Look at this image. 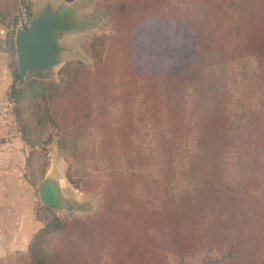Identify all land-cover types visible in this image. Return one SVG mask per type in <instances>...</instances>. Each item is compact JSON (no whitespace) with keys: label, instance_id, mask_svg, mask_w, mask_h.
Instances as JSON below:
<instances>
[{"label":"trees","instance_id":"16d2710c","mask_svg":"<svg viewBox=\"0 0 264 264\" xmlns=\"http://www.w3.org/2000/svg\"><path fill=\"white\" fill-rule=\"evenodd\" d=\"M115 10L113 34L89 45L90 68L65 64L49 82L17 71L7 90L21 139L26 94L36 124L56 130L66 181L99 191L100 209L41 218L49 209L37 204L43 226L0 264H98L101 254L105 264H168L198 249L203 264H264V0H118ZM161 58L162 72L150 63ZM88 149L99 181L79 184L70 166Z\"/></svg>","mask_w":264,"mask_h":264},{"label":"rangeland","instance_id":"374dc122","mask_svg":"<svg viewBox=\"0 0 264 264\" xmlns=\"http://www.w3.org/2000/svg\"><path fill=\"white\" fill-rule=\"evenodd\" d=\"M5 7L7 8L8 20L4 21V28L8 30L9 37L12 43V79L14 78V73L18 71L17 61L15 56L14 47V35L17 29H20L22 25L27 24L30 14H35L39 12L46 4H50L52 9H56L58 5L64 4L68 5L73 3V26L70 31H68L61 44L65 47H69L70 52L64 55L63 64L60 68L51 71L44 72L33 70L22 75L26 77L24 79H36L43 80L44 82L57 81L58 72L65 65L70 63L79 62L86 67L92 66V60L89 55V45L92 40L99 35H112L114 32L113 20L115 16V9L118 0H4ZM6 26V27H5ZM15 59V60H14ZM166 59H152L150 61L156 64L159 71L163 69ZM148 63V62H147ZM235 71V70H234ZM162 72V70H161ZM236 71L234 72L231 84L233 88L234 100L240 101V82L237 80ZM19 114L21 117V123L24 127V135L28 139V145L32 147V158L27 168L26 177L32 179L35 182L34 189L36 195L39 194L38 186L43 180H40V175L42 174L45 165L48 163V154L51 156H59L63 158L59 148L57 147L55 141L57 135H55L56 130L54 126L46 123L43 126L36 124L35 116L32 106L31 99L25 94L22 95L19 100ZM56 109L52 108L50 114L54 116ZM231 123L233 126L238 127L242 124V116L239 111L231 112ZM71 151V150H70ZM88 157L83 158L84 165L75 164L72 162L70 166L71 172L75 174L73 176L74 181H93L95 180V174L90 173L92 169V163L89 159L91 155L90 149H88ZM78 157L81 156V149L76 150ZM65 168H68V163L65 161ZM96 181H99L96 178ZM69 184V192L62 193L65 199V207L62 208H52L48 212L42 211L41 218L52 216L59 217L61 219H73L80 218L85 219L92 216L98 212L100 205L102 203V197L97 190H83L81 188L75 189L74 185ZM44 206V204H41ZM45 207V206H44ZM165 233V232H164ZM152 236L157 239L162 251L167 252L168 248L164 238V234L160 231H153ZM51 237L48 238L47 247L50 248L52 245L50 243ZM52 243H57L56 237H52ZM101 251V250H100ZM100 251H98L100 253ZM12 256V255H10ZM203 252L198 249L195 254L190 255L185 258L183 262H178L173 259L171 255L167 256L168 264H203ZM7 257H9L7 255ZM5 257V258H7ZM103 254L100 255L98 264H105ZM8 264V261L6 262ZM10 264V263H9Z\"/></svg>","mask_w":264,"mask_h":264},{"label":"crops","instance_id":"0c3cea01","mask_svg":"<svg viewBox=\"0 0 264 264\" xmlns=\"http://www.w3.org/2000/svg\"><path fill=\"white\" fill-rule=\"evenodd\" d=\"M14 56L16 59V53ZM12 62L9 32L0 24V101L6 98L12 83ZM33 150L21 138L0 141V258L25 251L34 234L43 226L35 215L36 205L42 204L40 195H36L34 186L26 177ZM47 157L43 178H51L62 193L69 192L71 189L64 175L65 162L59 156L48 154ZM46 191L51 190L46 187ZM44 206L52 209L47 202Z\"/></svg>","mask_w":264,"mask_h":264},{"label":"water","instance_id":"95a60500","mask_svg":"<svg viewBox=\"0 0 264 264\" xmlns=\"http://www.w3.org/2000/svg\"><path fill=\"white\" fill-rule=\"evenodd\" d=\"M73 5L61 4L52 9L50 4H46L39 12L30 14L27 24L16 30L14 46L21 75L33 70L51 72L63 64V57L70 49L61 41L72 29ZM46 187L51 190L46 198H52V208L64 209L66 203L61 189L49 177H44L38 186L41 203H45L43 195Z\"/></svg>","mask_w":264,"mask_h":264},{"label":"built area","instance_id":"2783aa9c","mask_svg":"<svg viewBox=\"0 0 264 264\" xmlns=\"http://www.w3.org/2000/svg\"><path fill=\"white\" fill-rule=\"evenodd\" d=\"M21 138L13 102L6 96L0 101V141Z\"/></svg>","mask_w":264,"mask_h":264},{"label":"flooded vegetation","instance_id":"af4514ba","mask_svg":"<svg viewBox=\"0 0 264 264\" xmlns=\"http://www.w3.org/2000/svg\"><path fill=\"white\" fill-rule=\"evenodd\" d=\"M48 188H50V187H48ZM48 192H49V191H46V188H45V195H43V200H44V202L46 201L47 204H50L51 207H52V198H49V199L46 198ZM40 199H41V196H40ZM46 202H45V203H46ZM62 209H63V208H62Z\"/></svg>","mask_w":264,"mask_h":264}]
</instances>
